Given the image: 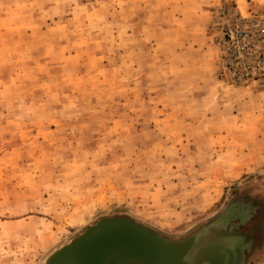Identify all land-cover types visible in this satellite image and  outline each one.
I'll use <instances>...</instances> for the list:
<instances>
[{"label":"rangeland","instance_id":"374dc122","mask_svg":"<svg viewBox=\"0 0 264 264\" xmlns=\"http://www.w3.org/2000/svg\"><path fill=\"white\" fill-rule=\"evenodd\" d=\"M258 18L264 0H0V264L99 222L172 244L216 226L208 249L264 264V74L230 70L226 35Z\"/></svg>","mask_w":264,"mask_h":264},{"label":"water","instance_id":"95a60500","mask_svg":"<svg viewBox=\"0 0 264 264\" xmlns=\"http://www.w3.org/2000/svg\"><path fill=\"white\" fill-rule=\"evenodd\" d=\"M215 227L187 241L172 244L131 222L103 223L87 231L69 248L55 254L50 264H130L139 260L141 261L137 264H161V261L167 262L172 257L177 259V252L206 255L210 263H232L236 256L226 254L223 262L218 257L225 252L226 239L215 241L211 249L207 247L209 240L215 235ZM184 258L187 259L185 256Z\"/></svg>","mask_w":264,"mask_h":264},{"label":"built area","instance_id":"2783aa9c","mask_svg":"<svg viewBox=\"0 0 264 264\" xmlns=\"http://www.w3.org/2000/svg\"><path fill=\"white\" fill-rule=\"evenodd\" d=\"M242 20L244 19L236 22L234 28L226 33L232 39L227 61L229 68L232 70L234 66H238L244 69L247 75V67H250L252 70L261 69L264 74V19H256V23L251 24V27L247 25L248 20ZM241 40L243 44L239 46ZM241 74L245 73L241 72Z\"/></svg>","mask_w":264,"mask_h":264},{"label":"flooded vegetation","instance_id":"af4514ba","mask_svg":"<svg viewBox=\"0 0 264 264\" xmlns=\"http://www.w3.org/2000/svg\"><path fill=\"white\" fill-rule=\"evenodd\" d=\"M170 243V242H169ZM178 258L174 259L173 257L170 258L171 260L166 261H161V264H209L210 262L207 260L206 255H195L194 252H188V253H179L177 252ZM187 255H189L190 260L187 261L184 260V256L187 258ZM141 261V260H139ZM139 261H134L133 263L130 264H137ZM174 261V262H171ZM223 262V261H221ZM219 264V263H218Z\"/></svg>","mask_w":264,"mask_h":264},{"label":"bare ground","instance_id":"6f19581e","mask_svg":"<svg viewBox=\"0 0 264 264\" xmlns=\"http://www.w3.org/2000/svg\"><path fill=\"white\" fill-rule=\"evenodd\" d=\"M101 224H103V222H99L97 225H95V226H91L87 231H90V230H92V229H94L95 227H97V226H99V225H101ZM190 246V245H189ZM191 246H193V245H191ZM55 254H57V253H55ZM54 254V255H55ZM54 255H52L50 258H49V260H48V264H50V262H51V259H52V257L54 256ZM227 255H226V251L223 253V254H219V258L220 259H222V261L224 260V259H226L225 257H226ZM187 259H190V257L189 256H187ZM209 264H215L214 262H211V263H209Z\"/></svg>","mask_w":264,"mask_h":264},{"label":"crops","instance_id":"0c3cea01","mask_svg":"<svg viewBox=\"0 0 264 264\" xmlns=\"http://www.w3.org/2000/svg\"><path fill=\"white\" fill-rule=\"evenodd\" d=\"M198 2V1H197Z\"/></svg>","mask_w":264,"mask_h":264}]
</instances>
